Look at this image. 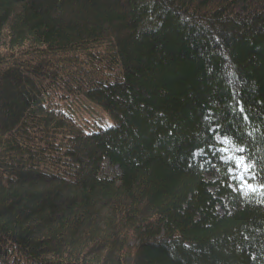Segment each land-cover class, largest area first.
Wrapping results in <instances>:
<instances>
[{"label": "trees", "instance_id": "obj_1", "mask_svg": "<svg viewBox=\"0 0 264 264\" xmlns=\"http://www.w3.org/2000/svg\"><path fill=\"white\" fill-rule=\"evenodd\" d=\"M0 264H264V0H0Z\"/></svg>", "mask_w": 264, "mask_h": 264}, {"label": "rangeland", "instance_id": "obj_2", "mask_svg": "<svg viewBox=\"0 0 264 264\" xmlns=\"http://www.w3.org/2000/svg\"><path fill=\"white\" fill-rule=\"evenodd\" d=\"M80 78V76H78ZM67 82V81H66ZM74 89V87H73ZM75 92L80 90H77L76 88L74 89ZM81 94V93H80ZM69 99V105L66 106L65 104L59 106L63 111L62 114L66 115L64 113H67L66 110H69L70 107H72L73 110V115L75 119V124L83 125L84 127H92L94 128L95 126H111L112 125V120L104 113L102 109H99L92 105L90 102H88L82 95L78 94H73ZM57 103V102H56ZM77 103V104H75ZM80 107L79 109H76ZM90 123L89 124H83L84 122ZM92 125V126H91ZM221 144L223 145L222 147V153H221V158L227 162H231L232 165L234 166L230 170V175H231V187H235L237 190L247 192L251 190L250 185L247 182V179L245 177L247 168L244 165L243 161L239 157L235 155V151H233L229 145L228 142L220 140ZM210 164V163H209ZM107 173L112 175V173H118L116 168H108ZM212 172H208L207 174V179H212L215 178L216 175H212Z\"/></svg>", "mask_w": 264, "mask_h": 264}, {"label": "snow or ice", "instance_id": "obj_3", "mask_svg": "<svg viewBox=\"0 0 264 264\" xmlns=\"http://www.w3.org/2000/svg\"><path fill=\"white\" fill-rule=\"evenodd\" d=\"M241 151H242V149H241ZM241 161H243V158H241Z\"/></svg>", "mask_w": 264, "mask_h": 264}]
</instances>
